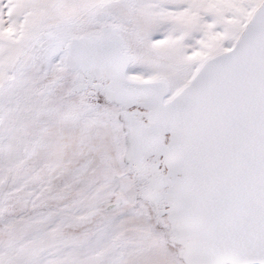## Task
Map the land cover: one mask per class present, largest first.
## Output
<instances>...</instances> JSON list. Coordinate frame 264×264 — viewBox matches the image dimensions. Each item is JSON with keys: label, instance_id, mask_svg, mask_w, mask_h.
<instances>
[{"label": "snow or ice", "instance_id": "snow-or-ice-1", "mask_svg": "<svg viewBox=\"0 0 264 264\" xmlns=\"http://www.w3.org/2000/svg\"><path fill=\"white\" fill-rule=\"evenodd\" d=\"M0 264H264V0H0Z\"/></svg>", "mask_w": 264, "mask_h": 264}]
</instances>
